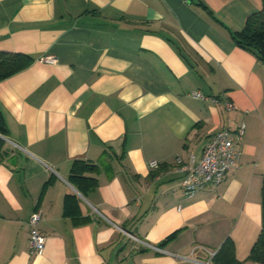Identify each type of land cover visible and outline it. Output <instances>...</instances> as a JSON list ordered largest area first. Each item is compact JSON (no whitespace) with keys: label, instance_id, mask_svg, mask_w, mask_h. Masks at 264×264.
Returning a JSON list of instances; mask_svg holds the SVG:
<instances>
[{"label":"crops","instance_id":"0c3cea01","mask_svg":"<svg viewBox=\"0 0 264 264\" xmlns=\"http://www.w3.org/2000/svg\"><path fill=\"white\" fill-rule=\"evenodd\" d=\"M262 9V0H0V53L33 61L0 83L11 152L0 165V264H214L228 241L240 264H256L264 63L231 32ZM243 127L238 167L187 196L186 169L212 137ZM77 161L97 166L96 190L71 183ZM36 212L41 257L30 256Z\"/></svg>","mask_w":264,"mask_h":264},{"label":"trees","instance_id":"16d2710c","mask_svg":"<svg viewBox=\"0 0 264 264\" xmlns=\"http://www.w3.org/2000/svg\"><path fill=\"white\" fill-rule=\"evenodd\" d=\"M263 9L259 14L253 15L247 21L242 31L231 32V37L239 48L251 52L264 63V0ZM33 63L32 59L23 55L0 53V83L27 69ZM8 137V128L4 114L0 109V165L10 155L9 146L4 138ZM98 168L86 162L77 161L72 168L70 181L83 194L96 190L98 181L90 175L97 174ZM173 234L168 241L175 238ZM250 261L264 264V188H263V229L261 235L252 249ZM214 264H240L236 259L233 242L228 241L216 253Z\"/></svg>","mask_w":264,"mask_h":264},{"label":"built area","instance_id":"2783aa9c","mask_svg":"<svg viewBox=\"0 0 264 264\" xmlns=\"http://www.w3.org/2000/svg\"><path fill=\"white\" fill-rule=\"evenodd\" d=\"M50 63L55 61L50 60ZM198 99H204L201 94H194ZM228 111L234 110L231 103H227ZM244 127L235 134L231 129H225L212 137L205 148L201 163L193 168L186 169L187 176L182 182V186L187 196H194L198 192L204 191L210 187L220 186L227 175L238 167L240 151L238 145L243 140ZM152 169H157L159 164L152 162ZM43 219L41 212L34 213L29 219L30 226V256L41 257L46 250V237L40 231V223ZM216 256L212 254V260Z\"/></svg>","mask_w":264,"mask_h":264},{"label":"water","instance_id":"95a60500","mask_svg":"<svg viewBox=\"0 0 264 264\" xmlns=\"http://www.w3.org/2000/svg\"><path fill=\"white\" fill-rule=\"evenodd\" d=\"M5 139V138H4ZM6 140V139H5ZM6 141H8V140H6Z\"/></svg>","mask_w":264,"mask_h":264}]
</instances>
